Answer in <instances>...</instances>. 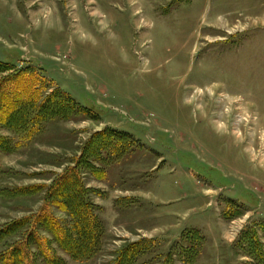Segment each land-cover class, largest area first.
Masks as SVG:
<instances>
[{
  "label": "rangeland",
  "instance_id": "374dc122",
  "mask_svg": "<svg viewBox=\"0 0 264 264\" xmlns=\"http://www.w3.org/2000/svg\"><path fill=\"white\" fill-rule=\"evenodd\" d=\"M0 61L86 110L30 137L0 126L15 147L0 151V229L42 211L68 226L47 191L78 166L104 232L75 260L39 228L65 264H115L142 239L135 264H264V0H0ZM104 132L93 173L78 164Z\"/></svg>",
  "mask_w": 264,
  "mask_h": 264
},
{
  "label": "trees",
  "instance_id": "16d2710c",
  "mask_svg": "<svg viewBox=\"0 0 264 264\" xmlns=\"http://www.w3.org/2000/svg\"><path fill=\"white\" fill-rule=\"evenodd\" d=\"M45 83L46 80L40 73L27 68L16 69L9 63L0 61V126L13 133L27 134L26 136L30 137L49 120H70L86 112L66 93L58 89L45 91ZM106 136L104 132L100 137H94L93 146L87 147L83 152L79 166L83 165L93 173H98L99 167L91 158L99 159L101 151L104 148L109 149L113 144L110 142L111 137ZM12 145L11 138L0 135V151L10 153L15 149ZM40 188L16 189L11 194L30 193L39 191ZM4 191L6 190H3L5 196L9 195ZM89 192L78 166L68 168L54 180L48 188L47 196L51 198L53 205L68 213L71 223L64 225L53 214L42 211L35 217L34 222H31L30 218H24L4 226L0 229V242L28 225H32V229L9 249L0 253V264H34L35 254L30 249L34 243L41 250L47 264H65L61 258L51 255L50 247L47 246L49 240L41 236L39 228L50 232L59 247L75 260L90 259L97 254L104 229L95 205L88 198ZM190 236L188 234L185 238L188 240ZM193 236L198 239L199 234L195 232ZM153 242L152 239H142L131 243L120 253L115 264H135ZM192 247L182 248V255H191ZM171 255L165 264L173 261L174 255ZM187 259L191 261L190 256Z\"/></svg>",
  "mask_w": 264,
  "mask_h": 264
},
{
  "label": "bare ground",
  "instance_id": "6f19581e",
  "mask_svg": "<svg viewBox=\"0 0 264 264\" xmlns=\"http://www.w3.org/2000/svg\"><path fill=\"white\" fill-rule=\"evenodd\" d=\"M234 99V98H233ZM242 110V109H241ZM226 117V116H225Z\"/></svg>",
  "mask_w": 264,
  "mask_h": 264
}]
</instances>
